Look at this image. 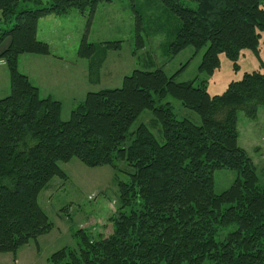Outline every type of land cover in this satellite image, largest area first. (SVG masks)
I'll use <instances>...</instances> for the list:
<instances>
[{
  "label": "trees",
  "instance_id": "obj_1",
  "mask_svg": "<svg viewBox=\"0 0 264 264\" xmlns=\"http://www.w3.org/2000/svg\"><path fill=\"white\" fill-rule=\"evenodd\" d=\"M158 1L180 22L169 57L188 47L205 49L200 75L213 76L220 55L237 69L243 51L257 54L264 0ZM110 2L50 0L44 6L41 0H0V27H7L0 28V49L6 45L0 61L9 76V95L0 99V253L15 255L52 230L38 196L53 178L67 179L59 164L77 159L90 169L125 173L127 180H117L112 233L94 238L78 230L76 247L51 255V264H264V186L238 144V114L253 120L264 110L262 73H244L212 96L205 81L176 82L184 66L170 77L162 69L137 70L120 88L88 93L63 121L61 103L42 98L18 71L22 55L50 56L49 45L36 38L39 21L74 10L87 17L77 57L89 61L92 75L97 72L107 52L121 50V42L97 51L86 41L98 6ZM134 13L140 51L142 19ZM167 98L195 113L200 124L178 120L170 103L163 104ZM145 111L159 124L163 143L143 124L130 131ZM218 170L237 174L220 194L214 192Z\"/></svg>",
  "mask_w": 264,
  "mask_h": 264
},
{
  "label": "rangeland",
  "instance_id": "obj_2",
  "mask_svg": "<svg viewBox=\"0 0 264 264\" xmlns=\"http://www.w3.org/2000/svg\"><path fill=\"white\" fill-rule=\"evenodd\" d=\"M41 2L45 6L50 0ZM185 5L195 8L194 3L187 2ZM29 7L33 8L32 5ZM134 10L142 19L141 37L144 48L140 51H135ZM49 17L57 22L53 28L52 25L43 26L38 39L50 42L52 52L64 53L67 63H71L85 35L87 17L74 10L67 15ZM179 26L178 18L158 0H112L110 3L99 5L86 33L87 43L95 45L99 51L104 43L121 42V50L107 52L104 62L97 68L99 73L103 65V88H120L123 78L133 71L152 72L162 69L166 76L170 77L184 66L177 75L176 82L194 81L197 86L205 81L207 92L214 96L221 95L231 82L239 81L244 73L258 71L264 75V33L261 34L257 54L249 50L243 51L237 59V69H234L233 64L224 55H220L219 70L208 77L198 72L205 49L195 53L188 47L174 58L169 57L168 46L174 40ZM0 28L7 27L2 25ZM62 39L65 44H61ZM68 70V67L63 68L64 72ZM70 71L74 75L78 74L79 78L81 71L78 67L71 68ZM3 73H8L7 68H3ZM69 93L65 98H80L77 94ZM77 93L80 94L79 91ZM165 103H170L178 120L186 119L195 125L200 124V118L182 108L179 102L167 98L163 104ZM62 110L61 118L67 121L70 116L69 105H63ZM141 124L153 133L159 143H163L160 126L155 122L152 113L143 112L130 131H134ZM238 129V144L252 159L259 184L264 186V110L260 109L253 120L239 113ZM59 167L67 179L53 178L38 196V205L52 224V230L39 237L36 242L31 241L20 248L15 255L0 253V264H51V255L63 248L76 247L74 235L78 230L82 229L94 238L98 235L108 237L112 233L109 219L119 208L117 180L126 181L127 175L107 166L90 169L77 159L59 164ZM118 169L125 171V167L120 163ZM126 169L128 171V168ZM236 176V172L230 170L215 171L214 192L220 194L229 189Z\"/></svg>",
  "mask_w": 264,
  "mask_h": 264
},
{
  "label": "crops",
  "instance_id": "obj_3",
  "mask_svg": "<svg viewBox=\"0 0 264 264\" xmlns=\"http://www.w3.org/2000/svg\"><path fill=\"white\" fill-rule=\"evenodd\" d=\"M56 22L57 21L51 17L41 19L38 23L36 38L38 39L43 26L47 27L52 25L51 28H53ZM39 41L49 45L51 51L50 56L22 55L18 58V71L25 75L29 82L38 89L42 98H51L60 102L61 106L69 105L71 113L75 106L85 99L88 93L104 90V85L102 84L104 78L103 65L99 73L94 72L93 75H95V77H92L88 66L89 61L79 59L77 57V52L73 61L67 63V58L64 53L55 54L51 50L50 42L41 39ZM61 44H65V40H63ZM5 46L4 44L0 52ZM65 67L69 69L67 72L63 71ZM76 67L81 71L79 78L78 74L74 75L73 72L70 71L71 68L75 69ZM3 68L6 69V66L3 61H0V72H2V77H0V99L9 95V76L8 73H3ZM70 91L72 92L69 93ZM77 91H79L80 94L77 93ZM65 92L71 95L77 94L80 98L78 100L65 98L67 94ZM62 111L61 108V117Z\"/></svg>",
  "mask_w": 264,
  "mask_h": 264
}]
</instances>
